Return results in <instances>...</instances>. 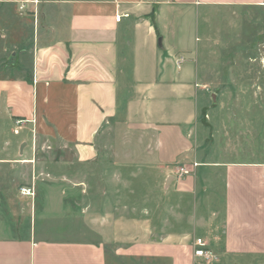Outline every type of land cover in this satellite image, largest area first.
<instances>
[{
	"label": "crops",
	"instance_id": "obj_1",
	"mask_svg": "<svg viewBox=\"0 0 264 264\" xmlns=\"http://www.w3.org/2000/svg\"><path fill=\"white\" fill-rule=\"evenodd\" d=\"M260 2L0 0L1 37L6 11L34 19L15 62L0 49V264H202L198 237L217 264H264V162L195 150L205 96L187 14Z\"/></svg>",
	"mask_w": 264,
	"mask_h": 264
},
{
	"label": "rangeland",
	"instance_id": "obj_2",
	"mask_svg": "<svg viewBox=\"0 0 264 264\" xmlns=\"http://www.w3.org/2000/svg\"><path fill=\"white\" fill-rule=\"evenodd\" d=\"M20 12L24 13L6 11L4 18L7 30L21 31L20 42L13 32L7 38L0 34V49L6 48L3 60L9 63L17 58L11 56L13 51L24 53L32 31L31 13ZM187 14L198 45L189 60L205 96L193 129L199 159L264 162V0L255 5L204 6ZM7 138L20 137L8 133ZM46 144L54 159L75 161L70 146L61 141Z\"/></svg>",
	"mask_w": 264,
	"mask_h": 264
},
{
	"label": "built area",
	"instance_id": "obj_3",
	"mask_svg": "<svg viewBox=\"0 0 264 264\" xmlns=\"http://www.w3.org/2000/svg\"><path fill=\"white\" fill-rule=\"evenodd\" d=\"M118 19H120V17ZM177 63L179 65H183L185 63V58H178ZM198 166V163H193L190 167L185 165L181 166L177 169L176 175L178 178L191 176L194 173V169ZM21 192L23 195H31V191L29 189L22 188ZM193 256L195 259L200 260L202 264H217L219 262V257L217 256V254L209 249L207 243L202 238H198L195 240Z\"/></svg>",
	"mask_w": 264,
	"mask_h": 264
},
{
	"label": "water",
	"instance_id": "obj_4",
	"mask_svg": "<svg viewBox=\"0 0 264 264\" xmlns=\"http://www.w3.org/2000/svg\"><path fill=\"white\" fill-rule=\"evenodd\" d=\"M24 148H25V143L20 148V154L21 155L23 154ZM169 181H171V179L168 180L167 184L169 183Z\"/></svg>",
	"mask_w": 264,
	"mask_h": 264
}]
</instances>
